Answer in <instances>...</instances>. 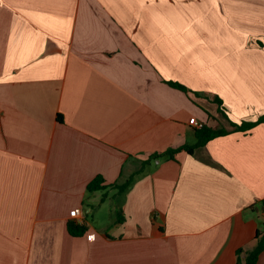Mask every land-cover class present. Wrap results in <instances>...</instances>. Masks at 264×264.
<instances>
[{
	"label": "crops",
	"instance_id": "obj_1",
	"mask_svg": "<svg viewBox=\"0 0 264 264\" xmlns=\"http://www.w3.org/2000/svg\"><path fill=\"white\" fill-rule=\"evenodd\" d=\"M263 115L264 0H0V264H237L264 232V123L233 125ZM192 118L227 134L88 191L195 145Z\"/></svg>",
	"mask_w": 264,
	"mask_h": 264
},
{
	"label": "trees",
	"instance_id": "obj_2",
	"mask_svg": "<svg viewBox=\"0 0 264 264\" xmlns=\"http://www.w3.org/2000/svg\"><path fill=\"white\" fill-rule=\"evenodd\" d=\"M167 83L174 88L180 89L185 92H190L187 87H185L184 85L180 83L172 82V81H169ZM217 101L219 104H222L221 100H217ZM262 123H264V115L261 116L257 121H254V122L245 121L241 124H234L233 126L238 132H247ZM226 134H227V131L223 129L213 130V129L204 127L203 129L196 131L197 142L195 145L184 146L182 148L168 149L162 152L152 153L148 155V157L145 159H139L138 169L134 173H132V175L128 177L123 183H115L109 187H104L101 185L103 183V178L99 176V177H96L92 182H90L87 189L89 192H94V191L106 190L108 188H112L118 191L119 196H122L127 191H129V189L133 186V184L135 183L137 179V176L147 171V169L150 167V165L153 162L160 160V159L173 158V156L182 149H185L190 154H193L195 149L203 147L212 139L220 137V136H224ZM120 213H121L120 210L117 211V215L119 217H120ZM122 220L123 218L121 219L120 217L119 221H122ZM68 231L72 236L80 237V236H83L87 232V227L79 226L74 223H69ZM256 240H257L256 247L252 251L248 252L245 258L241 257V254L243 251L242 250L238 251L237 264H257L258 263L259 255L264 250V232L258 231L256 234Z\"/></svg>",
	"mask_w": 264,
	"mask_h": 264
},
{
	"label": "built area",
	"instance_id": "obj_3",
	"mask_svg": "<svg viewBox=\"0 0 264 264\" xmlns=\"http://www.w3.org/2000/svg\"><path fill=\"white\" fill-rule=\"evenodd\" d=\"M189 123L194 126L196 130H201L205 127L203 123L197 121L195 118L190 119ZM70 218L74 224L79 226H85V221L80 209H74L73 211H71ZM94 237L95 235L90 236L91 239H94Z\"/></svg>",
	"mask_w": 264,
	"mask_h": 264
},
{
	"label": "rangeland",
	"instance_id": "obj_4",
	"mask_svg": "<svg viewBox=\"0 0 264 264\" xmlns=\"http://www.w3.org/2000/svg\"><path fill=\"white\" fill-rule=\"evenodd\" d=\"M109 213H110V208L108 207H104L103 210H100V212L97 215H95L96 223L104 221V220H108ZM90 220H93L92 216L90 217Z\"/></svg>",
	"mask_w": 264,
	"mask_h": 264
}]
</instances>
